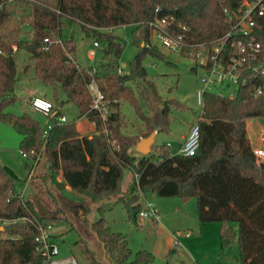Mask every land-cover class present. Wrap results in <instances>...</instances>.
<instances>
[{"label":"trees","instance_id":"obj_1","mask_svg":"<svg viewBox=\"0 0 264 264\" xmlns=\"http://www.w3.org/2000/svg\"><path fill=\"white\" fill-rule=\"evenodd\" d=\"M244 1L253 0H57L55 5L43 0H0V121L21 134L18 148L33 161L31 171L43 165L37 176L47 195L63 202L52 208L36 190L24 197L18 183L29 176L20 177L0 163V219L24 218L0 230V264H45L36 250V225L57 224L58 219L70 222L64 212H74L64 200L69 186L84 209L79 217L87 219L86 199L99 214L90 226L96 248H83L88 259L82 264L154 261L148 249L131 250L128 235L113 230L103 216L104 202L121 204L127 220L136 224L141 198L149 192L183 202L194 198L199 223L218 224L221 249L237 245L235 264H264V163L255 162L246 129L247 119L264 118V92L256 94L250 85L240 86L232 99L205 92L198 120L199 148L193 155L178 154L167 145H151L147 154L128 152L153 130L169 129L171 107L183 108L178 100L158 95L143 64L145 57H152L174 65L153 39L156 23L164 20L163 30L179 42L176 53L189 58L231 29ZM260 22L258 39L264 44V17ZM69 23L79 25L99 44L95 63L77 61L76 41L63 32ZM123 25H133L131 43L137 49L127 63L128 75L117 72L124 38L102 30ZM20 52L26 57L18 63ZM190 69L196 72L193 66ZM21 79H36L52 88L56 102L46 135L45 125L28 112L8 110L18 99L15 89ZM91 80L103 89L109 108L105 121L92 109L87 86ZM59 91L75 104L78 118L93 123V134L81 135L75 120L59 121L64 103H57ZM153 97L158 125L143 109L144 99ZM123 103L140 120L132 132L121 112Z\"/></svg>","mask_w":264,"mask_h":264},{"label":"rangeland","instance_id":"obj_2","mask_svg":"<svg viewBox=\"0 0 264 264\" xmlns=\"http://www.w3.org/2000/svg\"><path fill=\"white\" fill-rule=\"evenodd\" d=\"M43 1L49 2L53 5H55L57 2V0ZM132 28L133 25H123L115 26L114 28L102 29L103 31H108L111 34L121 35L124 38L125 49L121 55V59L125 63H128L133 58V55L137 50L136 47H134L131 43ZM63 32L64 36L74 37L77 49L76 59L80 64L95 63L97 61L99 50L95 47L94 49L96 50V57H94L92 60L87 58L88 50L89 48H92L94 41V38L91 35H88L86 32L81 30L79 25H77L76 23H69ZM154 41L158 45V42L155 39ZM158 47H160L162 53L169 61L174 63V65L165 63L162 60L152 57H145V59L143 60V64L146 67L149 78H151L155 83L158 95L163 98L169 97L178 100L181 104H183V108L171 107V109L169 110V129L167 131L156 132L152 145H168L169 148L176 151L177 149H179V143L181 140L180 136L188 134L190 124L197 120L201 114V106L197 104L195 94L196 91L201 88L200 79L198 78L202 70L199 69L197 72L191 71L190 67L193 63L191 62L190 58L181 57L178 53L166 49L160 45ZM25 57L26 54L24 52H20L17 59L18 63H21L25 59ZM131 86L137 93L138 98H141L136 84L131 83ZM43 92L47 94V97L51 99V101L55 105L56 101L52 99L51 86H46L36 79L19 80L15 89V94L18 96V99L16 100V103L14 105L8 108V110L13 112L14 114L28 112L32 117H35L41 125H45L47 118L37 112L32 111L27 101L29 96L33 97L34 95H42ZM57 100V103L64 102L61 106V112L67 119L76 121V126L79 133L83 135H90V133H93L95 131L93 123L89 121L88 118H78V112L75 104L73 102L66 101L65 94L62 91L58 92ZM143 102L144 104H147V106L145 105V107H143L145 113L151 117V120L154 119L156 125H158L159 116L158 114H156V103L154 97L150 101H146L144 99ZM121 112L128 119V123H130L128 132H132V130L140 125V120L137 115H135V112L130 105L123 103L121 105ZM259 121L264 126V120L260 119ZM247 122L248 123H246V125L250 124L249 120ZM0 125V127H4L3 130L0 129V141L2 139L1 144L8 146L9 153L14 151L13 154H10L12 157H19L20 159L27 161L31 168L33 165V161L28 157H26L28 159H26L25 157H21V153L18 150V144L21 138V134H19L18 131H16L15 127H13L9 123L0 121ZM254 128L256 129L257 125ZM257 143L258 142L256 138L253 137L252 146L256 145ZM128 149V152L132 155L142 154L136 148V146H131ZM43 169V165L37 166L34 174V176H36L35 179L32 180L30 178L29 183H27L28 181L25 183L23 181L19 182L18 188L22 191L24 197L26 198L29 194L34 193V191L36 190V195L38 196V198H42L47 205L49 204L52 208L62 206V201L54 197L51 198L49 197V195H47L45 187L46 185L43 184L41 179L38 178L39 176L37 175L42 174ZM52 195L55 196L54 194ZM64 196L69 211L71 210L74 212L68 215V213H66V211L64 210L66 217L68 218V220H70V222H66L65 219H58L56 221L57 224H54V228L57 232V239L59 242V256L63 257L73 255L77 259V261L82 264V259L86 257V253L85 251H83V248H85V246H89V248H96L97 239L92 233L90 226L92 221H95L99 218V214L96 210L91 209L90 201L86 199L83 201H85V206H87V219L79 217V212L77 211L79 207L78 195L75 194V192H67L65 190ZM153 198L162 200L164 202L162 206L169 210H171V208H175L176 205L179 206L180 203L182 204L180 198L157 197L156 194L153 195ZM195 202L196 201L194 198H190L189 200H187V202L184 203L187 206V213L190 214V216H194L192 211L194 209L193 204L196 206ZM191 204L193 208L192 210L190 207ZM103 207V216L108 220L111 228L115 231L125 233L129 236L131 250L135 252L138 250V248H145V243L147 239L150 238V233L148 232V230H146L142 226L135 225L134 223L129 222L125 214V210L121 204L110 206L107 202H104ZM58 213L59 215H63L62 212ZM188 230L181 232L185 234V232ZM217 236L219 237V235ZM215 237L213 238V236L209 234L205 243L193 245V253H188V251H186V256L179 254L178 252H180V248H176L173 246L176 251H172V253L168 255V260H166L165 256L161 255L162 258L158 256L155 257L152 264H195V260H197L199 264H211L210 260L215 255L213 243V241L216 240ZM219 244L220 242L216 244V247H218L216 250L217 253H224V256L227 257L232 253L234 255H238L239 250L237 245L233 244L230 247L222 250L221 247L218 246ZM86 259L88 258L86 257ZM100 259L102 261V257H100Z\"/></svg>","mask_w":264,"mask_h":264},{"label":"built area","instance_id":"obj_3","mask_svg":"<svg viewBox=\"0 0 264 264\" xmlns=\"http://www.w3.org/2000/svg\"><path fill=\"white\" fill-rule=\"evenodd\" d=\"M233 17L231 29L219 38L216 44L211 47H201L193 56L189 57L192 66L196 72L202 70L198 79H200L201 88L196 91L197 104L202 107L205 92L227 96L232 99L235 97L240 86L250 85L254 87L256 94L264 92V44L258 39L259 32L262 30L261 18L264 17V0L244 1ZM164 29V20L156 23L153 31V37L158 44L171 51H178L179 42L172 38ZM180 39V37L178 38ZM99 44L93 41L92 48L88 50V58L93 59L96 53L95 48ZM117 69L119 75H128L130 73L129 65H121ZM88 90L93 99L92 109L105 121L109 108L104 97L101 84L91 80L88 83ZM29 106L35 112L47 118L43 134L51 129L52 120L50 117L51 108L55 105L50 100L42 97H33L29 100ZM195 120L189 126V132L183 139V142L175 152L178 154L193 155L197 152L199 146L198 120ZM260 117H253L247 124V137L254 154L257 164L264 163V126L259 121ZM60 122H66L67 118L59 117ZM252 124V125H251ZM257 125V128L254 127ZM250 131V132H249ZM256 138L257 144L252 146V139ZM168 146V145H167ZM23 156L27 155L21 152ZM139 219H148L155 225L160 220V215L151 200H144V205L137 212ZM24 220L23 217L0 219V228L4 225ZM37 234L35 237L36 250L44 257L45 264H78L77 259L71 256H59V242L54 224L38 223ZM180 232L174 233L173 246L179 247L178 236ZM191 231L185 232L188 236ZM29 264V263H28Z\"/></svg>","mask_w":264,"mask_h":264},{"label":"crops","instance_id":"obj_4","mask_svg":"<svg viewBox=\"0 0 264 264\" xmlns=\"http://www.w3.org/2000/svg\"><path fill=\"white\" fill-rule=\"evenodd\" d=\"M89 49H91V48H89ZM95 55H96V53H95ZM87 58H88V56H87ZM88 59H90V58H88ZM90 60H92V59H90ZM33 97H42L46 100H49V101L51 100L47 97V94L45 92H43L42 95H34ZM33 97H31V96L28 97V99H27L28 103H29V100L32 99ZM3 128L4 127H0V129H2V130H3ZM91 134H93V133H90V135ZM81 135H83V134H81ZM185 137H186V135L180 136V139H181L180 143H179L180 145L183 142V139ZM1 141H2V139H1ZM1 141H0V144H1ZM8 150H9L8 146H5L3 144L0 145V163L6 164L10 168H12L18 176L25 177L28 175L29 176L28 179H30V177L35 174L36 169L31 171L32 168H30V165L27 161L20 159L19 157L18 158L12 157L10 154L11 153L13 154L14 151L9 153ZM20 153H21V151H20ZM21 157L26 158V156H23L22 153H21ZM15 159H17V160H15ZM26 159H28V158H26ZM25 173H27V174H25ZM28 179H27V181H28ZM60 179H61V177L58 176V180H60ZM24 183H25V181H24ZM66 191L67 192H74L73 190H71L70 186L66 188ZM153 195H155V193L150 192V193L145 194V196H142L141 202H142V206H143L145 199L151 200L152 202L155 201L154 202L155 206L157 207V210H158L159 215H160L159 222H157L155 225H153L150 222V220H148V219H139L138 218L137 223L135 224V225H139V226L144 227L150 233V238L147 239L145 246H144L145 247L144 249L150 250L154 254L155 257L158 256V257L162 258L161 255H163V256H165L166 260H168L169 259L168 255L170 253H172V251H176L173 247L174 233L180 232L181 234L178 236V242H179L178 248H180V252H178V253L186 256V251H188V253L189 252L193 253V249H194V248H192L193 245H195V244L198 245L199 243H205L207 240V237L209 236V234H211L213 236V238L216 236L215 237L216 240L213 241L215 255L210 260L211 264H235V258L237 255H234L232 253V254L228 255V257H227V256H224V253L221 254L219 252L217 253V251H216L218 248V247H216V244H218V242H219V237L217 236V235H219L217 223L208 222L205 224H200L198 221V218L196 216L197 214H195L196 213V206L194 204H193L194 209L192 208V204L190 206L191 210L193 209L192 212H193L194 216H190V214L187 213V206L184 204L185 202L181 201L182 204L180 203V205L178 204L179 206L176 205L175 208H171V210H169V209H166L164 206H162L164 204V202L162 200H160L158 198L157 199L153 198ZM175 198H177V197H175ZM64 200L66 201L65 198H64ZM107 203L110 206L116 205V204H112L111 202H107ZM78 204H79V207H78L77 211L79 212L80 215H82V214H84V209H83L82 205L80 204V200H79ZM190 217H192V218H190ZM192 228L194 231L192 230ZM188 229L192 231L191 234L188 236H186L185 234H183V232H181V231H185ZM216 241H217V243H216ZM218 246H220V244ZM194 263L199 264L197 262V260H195Z\"/></svg>","mask_w":264,"mask_h":264},{"label":"water","instance_id":"obj_5","mask_svg":"<svg viewBox=\"0 0 264 264\" xmlns=\"http://www.w3.org/2000/svg\"><path fill=\"white\" fill-rule=\"evenodd\" d=\"M121 65L124 67L125 64L122 62ZM156 131H152V133L147 136L141 138L137 143H136V148L142 153V154H147L151 150V145L153 143L154 137H155ZM2 230V228H0Z\"/></svg>","mask_w":264,"mask_h":264}]
</instances>
